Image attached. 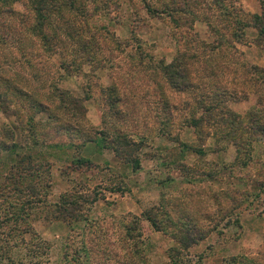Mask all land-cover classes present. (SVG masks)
<instances>
[{"label": "rangeland", "instance_id": "1", "mask_svg": "<svg viewBox=\"0 0 264 264\" xmlns=\"http://www.w3.org/2000/svg\"><path fill=\"white\" fill-rule=\"evenodd\" d=\"M117 2V8L92 15L80 24L91 30L99 28L95 38L104 44L97 49L94 61L86 60L74 41L62 56H46L18 20L11 28L6 18V23H1L9 37L0 44V94L11 99V110L19 111L15 116L0 110V264H65L62 255L69 233L67 224L45 216L50 215L59 196L73 187L104 193L89 213L99 225L85 229L81 235L89 250V264L136 260L124 228L118 225L128 221L139 224L141 234L135 239L140 241L146 264H264V135L235 149L217 139L215 130L206 126L199 137L187 121L200 111L193 97L204 86L225 83L216 69L224 64L239 68V60L264 68V46L253 42L254 27L244 30L245 42L233 40L212 47L215 39L227 38L234 29V14L225 19V8L250 18L261 13L260 1L148 0L159 9L165 4L177 10L185 5L188 12L173 15L180 24L167 13L151 16L140 0ZM12 7L25 11L20 1ZM104 30L120 45L112 44ZM179 52H187L188 59L192 57L190 71L195 76L190 78L200 81L201 88H172L155 67L159 60L169 63ZM71 57L81 63L80 72L67 73L59 67L63 59ZM48 80L75 96H87L83 118L78 119L81 131L95 138L100 136V129L111 135L118 129L127 138H143L132 153L140 167L133 169L111 150L96 148L92 142L81 151L78 145L84 137L66 129L57 133L60 122L46 112L34 115L27 100L12 88L14 84L35 98L39 94L51 98ZM110 85L118 87V113L112 111L114 98L107 100ZM256 88L249 89L246 97L230 101L229 107L245 114L259 95L264 96V82ZM37 100L48 103L56 117L63 115V109L57 108L62 102L57 98ZM164 105H169L171 114H165ZM8 127L14 129V141L20 147H5L11 142L2 133ZM34 138L47 144L40 148L23 146ZM60 143L57 148L47 146ZM27 153L33 158L25 160ZM82 157L90 159V164L75 160ZM47 160L51 161L49 172L44 165ZM34 163L40 167L35 169ZM117 185L124 190H109ZM27 187H34V192ZM31 199L40 202L28 204ZM12 213L16 223L4 224ZM186 233L191 234L188 240L178 241Z\"/></svg>", "mask_w": 264, "mask_h": 264}, {"label": "trees", "instance_id": "2", "mask_svg": "<svg viewBox=\"0 0 264 264\" xmlns=\"http://www.w3.org/2000/svg\"><path fill=\"white\" fill-rule=\"evenodd\" d=\"M20 1L24 12L16 11L12 4L14 2ZM118 0H0V44H4L5 40L8 41L9 35L6 32H3L1 24L3 21L6 23L8 20L7 26L11 28L13 21L18 20V23L23 25L24 32L27 35L32 36L37 43L38 48L46 56H51L54 54L62 56L65 49H68L67 45L69 42L74 41L78 45V48L84 52L86 60L94 61L97 56V49L100 48V45L97 38H95L98 27L95 29L89 28L88 26L83 27L80 25L87 18L98 13L108 12L112 9L118 7ZM124 1V0H121ZM133 2L134 0H130ZM143 7L146 11L153 17L160 16V14L167 13L175 24H180L173 15L175 13H186L188 12L187 7L184 5L179 10H177L174 5L170 6L165 4L163 8H158L151 6L148 3V0H140ZM262 6L261 13L252 14L250 18H246L245 13H242L241 16L237 15L238 12L231 11L229 9H224L222 15L227 19L230 15L234 14L233 18V31L230 36L227 38H217L213 41L212 47L224 43H231V41L236 40L237 42H245V29L248 27H254L256 30V36L253 40L258 46H264V0H259ZM162 16V15H161ZM6 18V19H5ZM78 18V19H77ZM224 26L226 24L224 23ZM106 30V26H102ZM7 28V27H3ZM102 29V28H101ZM104 30V36L109 34V31ZM81 31H84L86 34H81ZM10 29V33H11ZM99 32V30H98ZM109 41L114 45H120V41L112 35H108ZM6 41V42H7ZM76 51L75 49H72ZM22 51V50H21ZM24 52V51H22ZM239 57L241 53L234 51ZM24 54V53H23ZM180 55L172 59L169 63H164L159 60L157 62V67L160 69V73L164 78L165 82L172 88L182 90L186 87L196 88L200 87V81L191 80V76H195L190 71L191 64L189 62L190 56H187V52H179ZM25 56V54H24ZM181 56V57H180ZM185 57V58H183ZM72 58V57H71ZM240 59V58H239ZM238 63L236 61L234 64ZM60 68L64 69L65 72H80L81 63L77 62L75 58L72 60L63 59L60 62ZM239 68L234 66H228L227 64L222 65L219 69L221 72V81H224V84L214 83L208 86H204V90L199 92V95L193 97L194 102L196 103L197 109L200 111L197 114V109L193 112L197 114L196 117L191 116L187 121L190 122L199 137L204 132V126L209 129H213V134L216 135L217 139L226 141L228 144L233 145L235 149H240L245 146L250 140H254L257 136L264 135V96L259 95L255 104L248 108L245 111V114L241 115L236 111L232 110L228 103L230 101H238L242 97L247 96V91L249 89L255 90L257 85L264 82V68L259 67L256 64H249L243 60H239ZM74 68V69H71ZM205 71V70H204ZM210 73V69H208ZM213 72V71H211ZM226 76V80L224 77ZM229 76V77H228ZM207 77V74L204 76ZM229 79V80H227ZM49 96L41 97L40 94L35 98L28 91L12 85L14 91L17 92L18 96L23 97L27 100L29 107L33 108V114L36 115L39 112H46L49 118H55L60 123L58 128L55 129L57 133L61 129L77 131L78 136L84 137L81 143L78 145V149L83 150V147L87 142L94 143L96 148L99 149H109L111 150L116 157L126 161L132 165L133 169H138L140 167V162L135 155H132L133 150L137 148L138 145L142 144L143 138H140L138 141L131 138H127V134L121 133L122 131L116 130L117 133L111 135V133L105 129H100L97 134L99 137L93 138L91 133H86L81 131V121L79 118H83V102L85 98H81L73 95L68 89L59 87L57 82L48 80ZM11 85V83H8ZM204 84V83H203ZM227 84V85H226ZM27 85V82L25 83ZM232 85L233 87L229 86ZM28 86V85H27ZM201 88V87H200ZM118 87L115 85H110L107 87V100L115 101V105L112 110L113 113H118L119 109L117 103L119 102L118 96ZM198 91V90H197ZM258 89L256 88V92ZM37 95V94H36ZM113 95V96H112ZM48 96V95H47ZM40 97L45 101L53 100L57 98L62 102V104L57 105V108L63 109V115L57 116L52 113V110L49 109V104H44L41 101H38L37 98ZM11 99L8 95L0 94V110L4 112L17 115L19 109H10ZM21 107V106H20ZM188 107V106H187ZM166 111L165 114L169 115L172 112V109L169 105H164ZM170 109V110H169ZM32 114V115H33ZM166 121V120H165ZM168 124L169 121L167 120ZM14 129L8 127V129L3 130L4 137L10 138L11 142L6 143V148H17L20 147L18 142L14 141ZM119 132V133H118ZM165 132L164 130L162 131ZM44 134V132H43ZM72 137V136H70ZM47 144L43 140L38 142L37 139H33L31 142L23 144L24 147L30 146L33 148L41 147L44 144ZM21 144V143H20ZM60 144L53 146L47 145L50 148H57ZM185 146V145H184ZM53 156H57L54 154ZM32 155L26 154L24 159H31ZM85 158V159H84ZM77 162L90 164V159L86 157L75 159ZM24 162V161H23ZM51 161H45V170L49 172ZM33 167L35 169L40 167V164L34 163ZM34 187H27V190L33 191ZM124 187L120 185L110 188V191H123ZM34 196V193L32 194ZM104 193L96 191V189L73 187L71 190L64 192L59 196L58 202L54 203L50 209V215L45 216L48 219L52 220H61L67 224L69 233L65 236L63 242V255L62 258L65 259V264H89V250L86 247L85 243L81 239V235L87 228L92 226H98L99 223L90 218L89 213L92 210V206L98 199H103ZM40 202V199H31L28 201V204H36ZM27 202L23 200L20 204ZM10 217L4 219V224L6 222H15L16 217L12 213ZM118 224V222H117ZM3 225L0 221V234L3 233ZM119 226L124 228V237L127 245L131 244V254L136 258L132 260L133 263L127 264H146L144 260V255L142 254L140 241L138 238L141 232L139 230V224L137 222L133 224V221H128L126 223L119 222ZM73 232L71 235L70 233ZM191 234L186 233L184 237L179 238L178 241L188 240V237ZM172 238H175L172 235ZM4 240V239H3ZM79 241V243H78ZM5 242V241H4ZM45 242V241H44ZM6 243V242H5ZM7 245V244H5ZM38 246V243H36ZM35 245V246H36ZM141 250V251H140ZM131 256V257H132ZM91 258V257H90ZM141 259V262L139 261ZM143 262V263H142ZM173 264H177L176 261H172Z\"/></svg>", "mask_w": 264, "mask_h": 264}, {"label": "crops", "instance_id": "3", "mask_svg": "<svg viewBox=\"0 0 264 264\" xmlns=\"http://www.w3.org/2000/svg\"><path fill=\"white\" fill-rule=\"evenodd\" d=\"M94 144V143H93ZM90 146L89 144L87 145V147ZM95 146V145H94ZM97 150V149H96Z\"/></svg>", "mask_w": 264, "mask_h": 264}]
</instances>
